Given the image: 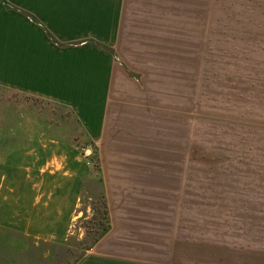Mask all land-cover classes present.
Returning a JSON list of instances; mask_svg holds the SVG:
<instances>
[{"label": "crops", "instance_id": "crops-1", "mask_svg": "<svg viewBox=\"0 0 264 264\" xmlns=\"http://www.w3.org/2000/svg\"><path fill=\"white\" fill-rule=\"evenodd\" d=\"M249 1L0 0V88L46 103L57 115L48 120V146L29 140L31 149L14 151V169L26 175L12 181L28 189L24 198L14 192L12 207L26 223L16 229L15 219L4 222L12 225L11 250L38 254L31 264L51 263L48 246L61 237L48 223L53 193H71L66 199L77 202L62 212L68 218L65 233L82 215L77 209L85 185L106 203L108 229L76 264L115 262L99 245L107 242L110 249L115 240L126 242L116 247H131L134 218L149 208L145 202L195 200L196 86L181 75L196 73L198 57L212 56V42L228 39L229 24L238 23ZM260 52L253 61L254 81L264 72ZM255 125L256 161L264 139ZM39 147H48L43 163L34 153ZM85 158L89 169L97 161L96 173L83 174ZM1 179L2 185L9 180ZM48 183L54 184L49 191Z\"/></svg>", "mask_w": 264, "mask_h": 264}, {"label": "rangeland", "instance_id": "rangeland-1", "mask_svg": "<svg viewBox=\"0 0 264 264\" xmlns=\"http://www.w3.org/2000/svg\"><path fill=\"white\" fill-rule=\"evenodd\" d=\"M244 7L238 23L229 24L228 39L213 41L212 56L198 57L197 72L181 75L190 76L196 86L191 88L197 103L195 200L183 204L168 198L145 202L149 208L134 218L137 229L131 247H116L126 242L115 240L110 249L107 242L99 245L103 254L116 256L109 264H264V144L257 148L256 161L253 148L255 121L257 133L261 131L264 139V72L258 71L256 81L252 74L254 58L260 51L264 66V0H250ZM217 58L220 62L213 64ZM234 69L241 71L235 73ZM53 114L46 103L25 100L0 88V192H6L2 194L7 198L4 203L0 201V264H31L38 255L11 250L12 225L4 222L15 219L16 229L26 223L27 217L12 208L14 192L24 198L28 189L12 181V177L26 175L24 170L14 169L13 155L17 150L31 149L27 148L29 140L48 146V120L57 116ZM58 122L65 124V120ZM68 124L72 126L70 119ZM46 151L48 147L34 148L39 163L48 157ZM86 159L83 174L89 170L90 175L96 173L97 161L89 169ZM43 169L48 171V166ZM63 171L57 170L60 174ZM3 177L9 180H3L2 185ZM52 179L53 183L57 180ZM53 183H48V191ZM90 188L85 185L77 209L82 215L69 222L67 233L68 218L63 213L77 202L66 199L71 193L52 194L55 197L48 202V223L61 237H68L66 241L59 237L48 246L52 255L48 264H76L93 247L94 239L105 234L102 229L109 225L103 217L106 203L101 193L93 195ZM31 222L35 226L33 218Z\"/></svg>", "mask_w": 264, "mask_h": 264}, {"label": "trees", "instance_id": "trees-1", "mask_svg": "<svg viewBox=\"0 0 264 264\" xmlns=\"http://www.w3.org/2000/svg\"><path fill=\"white\" fill-rule=\"evenodd\" d=\"M104 209H105V210H104V215H103V217H104L105 219H107V209H106V206L104 207ZM107 229H108V228H106V229L103 228L102 231H103V230L106 231ZM98 239H99V238L96 237V238L94 239V241H93V244H94L96 241H98Z\"/></svg>", "mask_w": 264, "mask_h": 264}]
</instances>
